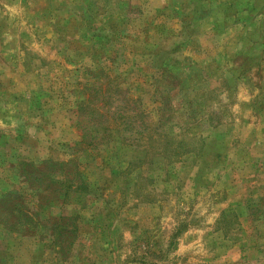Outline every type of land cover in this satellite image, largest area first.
Segmentation results:
<instances>
[{
    "label": "rangeland",
    "instance_id": "rangeland-1",
    "mask_svg": "<svg viewBox=\"0 0 264 264\" xmlns=\"http://www.w3.org/2000/svg\"><path fill=\"white\" fill-rule=\"evenodd\" d=\"M0 264H264V0H0Z\"/></svg>",
    "mask_w": 264,
    "mask_h": 264
},
{
    "label": "trees",
    "instance_id": "trees-1",
    "mask_svg": "<svg viewBox=\"0 0 264 264\" xmlns=\"http://www.w3.org/2000/svg\"><path fill=\"white\" fill-rule=\"evenodd\" d=\"M92 96H93V94H92ZM94 133L99 135L98 130H95ZM82 135H83V139L85 141L86 135L84 134L83 130H82Z\"/></svg>",
    "mask_w": 264,
    "mask_h": 264
}]
</instances>
